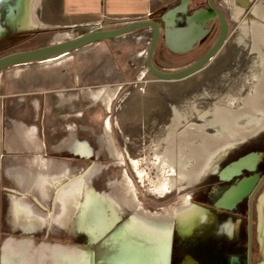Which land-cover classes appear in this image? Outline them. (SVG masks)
I'll use <instances>...</instances> for the list:
<instances>
[{
	"label": "rangeland",
	"instance_id": "1",
	"mask_svg": "<svg viewBox=\"0 0 264 264\" xmlns=\"http://www.w3.org/2000/svg\"><path fill=\"white\" fill-rule=\"evenodd\" d=\"M48 2L44 0L42 21L44 13L50 8ZM219 5L231 21L228 40L210 64L183 82L163 83L147 72L146 57L153 38V32L149 29L128 36H138L145 42L140 46L143 57L133 68L134 72H117V79H100L99 86L80 85L66 89L70 76L56 71L55 66L43 68L41 64L0 72V264L7 256L19 251L18 246H22L25 239L30 240L25 248L29 259L36 252L48 253L54 246L61 247L71 255L74 264L85 258H89L93 264H112L114 256L119 254V249L112 247V237L106 241L112 247L109 251L116 250L113 257L112 254L106 255L104 243L95 246L94 239L83 223L80 230L71 233L52 230L50 224L42 234L32 236L21 232L14 224L9 196L12 192L16 197H25V194L10 181L5 170L17 164L32 163L36 158L48 164L67 165L77 172H73L74 175L95 166L98 175L92 186L102 194L106 192L107 183L127 181L143 210L152 216L166 218L170 211L183 203L185 197L190 198L201 213L216 211V205L213 204L215 191H226L230 185L214 180L203 188L187 191L178 184L176 186L177 174L171 173L168 167L158 161L155 152L159 151L158 146L166 137L165 128L174 109L186 115L190 106L195 105L200 113H207L215 105L216 98L230 96L244 99L250 94L253 80L249 72L256 65L258 57L253 51V41L240 38L242 27L233 23L234 8L236 6L245 11L243 21L248 24L254 12L259 11L264 16V0H220ZM1 14L0 60L38 51L53 44H65L89 34L119 30L122 26L107 22L85 30H48L31 34L21 33L17 27L6 23V10L1 11ZM196 55L178 58L160 45L153 64L161 73H179L197 63L199 56ZM75 56L76 53L69 57ZM71 61L75 62L76 58H71ZM102 92H106V97H100ZM59 94L65 96V101L58 97ZM260 119L261 115H257L255 121ZM190 121L191 124H199L196 118ZM17 128H24L42 147L43 153L25 154L14 136ZM106 131L111 133L115 141L121 164L113 159L106 146ZM74 138L80 144H76ZM60 146H64L63 149ZM71 146H75V149L70 150ZM250 157L261 176V183L264 179V139L252 143L230 164ZM173 186L178 187L176 191ZM263 191L264 185L252 206L254 264L261 263L259 247L264 242L256 230L257 202ZM198 193L205 194L192 198ZM36 197L29 199L34 202L37 200L36 204L45 215H52V198L46 202L43 196ZM248 201L235 213L220 212L223 214L221 223L231 219L239 227V238L232 246H226L225 242L182 244L175 238L172 264H233L234 259L246 264ZM133 216V213H128L127 217H123V223L115 234L130 230ZM8 243H12L9 244L10 248L7 247Z\"/></svg>",
	"mask_w": 264,
	"mask_h": 264
},
{
	"label": "bare ground",
	"instance_id": "2",
	"mask_svg": "<svg viewBox=\"0 0 264 264\" xmlns=\"http://www.w3.org/2000/svg\"><path fill=\"white\" fill-rule=\"evenodd\" d=\"M4 10L7 11L6 23L17 27L21 33L50 30L41 20L44 0H0V31ZM244 16L245 11L235 6L233 23L242 27L240 38L253 41V51L258 57L249 72L253 80L250 94L244 99L215 97V105L207 113H200L195 105L190 106L186 115L174 109L165 128L166 137L155 152V158L177 174L176 186L187 191L203 188L214 180L230 185L226 191H215L216 211L201 213L190 198L185 197L166 218L152 216L143 210L127 181L107 183L106 192L102 194L92 186L98 175L95 166L74 175L73 172H77L67 165L48 164L36 158L32 163L17 164L5 170L10 181L25 194V197H16L12 192L9 196L10 214L21 232L29 236L42 234L51 224L52 230L71 233L80 230L83 223L95 246L104 243L106 255L113 257L115 249H119L112 264H172L175 238L182 244L225 242L226 246H232L239 238V227L231 219L221 223L223 214L220 212L235 213L244 206L258 187L261 176L252 157L232 164L230 161L252 143L264 139V16L256 11L248 24L244 23ZM69 59L67 56L41 65H55ZM101 96L106 97V92ZM58 97L65 101L63 94ZM257 115H261V119L255 121ZM195 118L197 125L190 121ZM106 132V146L113 159L121 164L115 141L111 133ZM14 136L25 154L43 153L42 147L24 128H17ZM74 141L80 144L76 138ZM176 186H173L175 191ZM204 194L198 193L192 198ZM36 195L43 196L46 202L52 198V215H45L37 200L29 199L37 198ZM256 210V230L264 238V191ZM128 213L135 215L132 228L115 234ZM110 237L115 251H109L112 247L106 240ZM29 241L25 239L22 246H18L19 251L7 256L3 264H74L73 257L59 246L48 253L36 252L29 259L25 252ZM9 244L8 248L12 243ZM259 248L261 263L258 264H264V242ZM77 264L93 262L85 258ZM233 264L240 262L234 259Z\"/></svg>",
	"mask_w": 264,
	"mask_h": 264
},
{
	"label": "crops",
	"instance_id": "3",
	"mask_svg": "<svg viewBox=\"0 0 264 264\" xmlns=\"http://www.w3.org/2000/svg\"><path fill=\"white\" fill-rule=\"evenodd\" d=\"M48 1L50 8L48 12L44 13L43 22L48 25L50 30L69 31L91 29L107 22L122 25L120 29L136 23L153 22L156 17L180 0ZM143 44H145L144 39L138 36H127L81 50L76 53L75 62L71 61V58L74 59L71 57L68 61L59 64L41 66L43 68L55 66L56 71H62L66 76H70L67 78L66 89H69L70 86L80 87V85L99 86L100 79H117V72L133 73V68L141 62L143 57V50L140 49ZM54 45L60 44L51 46ZM63 147L60 146L62 149ZM69 149L74 150L75 146H71Z\"/></svg>",
	"mask_w": 264,
	"mask_h": 264
},
{
	"label": "water",
	"instance_id": "4",
	"mask_svg": "<svg viewBox=\"0 0 264 264\" xmlns=\"http://www.w3.org/2000/svg\"><path fill=\"white\" fill-rule=\"evenodd\" d=\"M213 1L214 0H210V5L213 9H215L213 6ZM218 15L220 17V23H221V34L216 45L201 60H199L190 68L181 71L179 73H174V74L161 73L158 70H156L153 65L154 56L159 46L162 35V29L160 25L154 22L136 23L115 31L93 33L65 44L49 46L38 51L9 56L7 58L0 60V72L10 70L12 68L43 64L60 58H65L71 54L77 53L91 46L99 45L106 42L116 41L124 37L130 36L136 32L149 29L153 32V38L146 57L145 65L147 72L152 77L163 83L183 82L194 77L200 71H202L208 64H210L218 56V54L224 48L227 41L228 29L222 15H220V13ZM167 34L169 35V33ZM169 37H171V35H169ZM166 48L171 52L174 51L172 49V46L170 44V39L168 38V36L166 37ZM263 185H264V179L261 181L260 185H258L257 189L249 199L248 264H253L252 262V249H253V227H252L253 209L252 208L253 207L252 206L256 195L258 194V192L260 191Z\"/></svg>",
	"mask_w": 264,
	"mask_h": 264
},
{
	"label": "flooded vegetation",
	"instance_id": "5",
	"mask_svg": "<svg viewBox=\"0 0 264 264\" xmlns=\"http://www.w3.org/2000/svg\"><path fill=\"white\" fill-rule=\"evenodd\" d=\"M219 1H213L215 10L211 7L210 0H180L164 13L160 14L153 21L160 25L162 29L159 46H163L169 54L175 57L184 58L197 54L196 56H199L198 58L201 60L212 50L220 38L221 23L219 13L226 22L228 40L231 21L229 16L220 7ZM167 36L170 39V44L174 50L173 52L166 48ZM247 216V219H249V201ZM253 259L254 251L252 249V262ZM246 264H248V237Z\"/></svg>",
	"mask_w": 264,
	"mask_h": 264
}]
</instances>
